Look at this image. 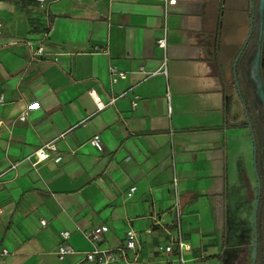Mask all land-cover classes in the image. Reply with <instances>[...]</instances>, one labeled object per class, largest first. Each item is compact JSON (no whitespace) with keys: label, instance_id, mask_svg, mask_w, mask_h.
<instances>
[{"label":"crops","instance_id":"1","mask_svg":"<svg viewBox=\"0 0 264 264\" xmlns=\"http://www.w3.org/2000/svg\"><path fill=\"white\" fill-rule=\"evenodd\" d=\"M0 20V264H80L97 228L102 249L134 230L148 263L252 253L253 144L230 95L229 0H0ZM111 69L127 78L113 83ZM46 145L63 161L35 166ZM177 199L185 263L159 251ZM64 231L76 254L61 261Z\"/></svg>","mask_w":264,"mask_h":264},{"label":"flooded vegetation","instance_id":"2","mask_svg":"<svg viewBox=\"0 0 264 264\" xmlns=\"http://www.w3.org/2000/svg\"><path fill=\"white\" fill-rule=\"evenodd\" d=\"M231 96L243 109L253 144L252 253L231 264H264V0H229Z\"/></svg>","mask_w":264,"mask_h":264},{"label":"built area","instance_id":"3","mask_svg":"<svg viewBox=\"0 0 264 264\" xmlns=\"http://www.w3.org/2000/svg\"><path fill=\"white\" fill-rule=\"evenodd\" d=\"M60 0H37L38 3L42 5L53 4ZM167 2L168 0H164ZM4 24L0 20V37L3 36ZM158 47L165 52L168 49V30L167 28L163 31V36L157 41ZM43 52V49L35 52L34 55L37 56ZM111 80L113 83H118L120 80L127 78V74L124 72H119L115 69H111ZM159 74L164 75L168 78L167 71V58H165L162 69L159 71ZM139 97H136V101L133 103V107L138 106ZM4 102V97H1L0 103ZM98 107L101 108V105L98 103ZM36 108V107H33ZM28 116V113H24L21 117V121H25ZM89 144L96 148L99 151H102L103 147L98 138L90 140ZM51 151H56L54 145H46L45 147L39 149L35 156L37 161L34 163L35 166H38L42 163L53 161L56 164H59L63 161L62 155L58 154L56 156L51 155ZM175 186H177V180L174 181ZM135 190V189H134ZM175 218L176 224L174 230L169 232V240L165 246L159 247V251H163L171 255H180L181 262L185 263L183 260V253L191 249L190 245L185 239L182 226V211L180 207L179 200L177 199V204L175 206ZM41 225L43 227L47 226V221H42ZM105 230L103 228H97L85 234V239L92 245V250L83 253L84 257L80 264H142L143 253L142 246L139 235L134 230H129L126 234L125 243L115 249H102L99 245L102 242L103 235ZM64 243L59 247L57 251L58 258L63 261L68 256L76 254V251L66 242L71 237V233L64 231L61 233ZM4 255L8 254V251H3Z\"/></svg>","mask_w":264,"mask_h":264},{"label":"rangeland","instance_id":"4","mask_svg":"<svg viewBox=\"0 0 264 264\" xmlns=\"http://www.w3.org/2000/svg\"><path fill=\"white\" fill-rule=\"evenodd\" d=\"M251 192H252V195H253V198H254V191H253V189H252ZM151 259H152V258H151ZM143 262H144V264H155V263H154V262H155L154 259H152L151 263H150V262L148 263V262H146V261H143ZM156 263H157V264H161V261H156Z\"/></svg>","mask_w":264,"mask_h":264}]
</instances>
